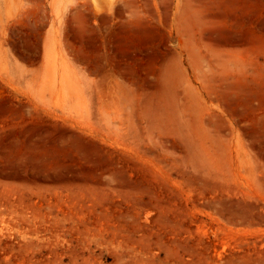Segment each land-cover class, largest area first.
<instances>
[{
    "label": "rangeland",
    "instance_id": "obj_1",
    "mask_svg": "<svg viewBox=\"0 0 264 264\" xmlns=\"http://www.w3.org/2000/svg\"><path fill=\"white\" fill-rule=\"evenodd\" d=\"M0 264H264V0H0Z\"/></svg>",
    "mask_w": 264,
    "mask_h": 264
}]
</instances>
